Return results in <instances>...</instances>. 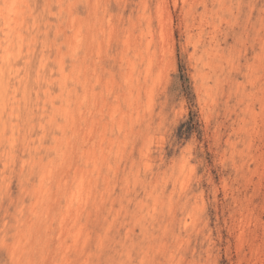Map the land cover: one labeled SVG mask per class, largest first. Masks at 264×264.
<instances>
[{
    "label": "rangeland",
    "instance_id": "1",
    "mask_svg": "<svg viewBox=\"0 0 264 264\" xmlns=\"http://www.w3.org/2000/svg\"><path fill=\"white\" fill-rule=\"evenodd\" d=\"M0 264H264V0H0Z\"/></svg>",
    "mask_w": 264,
    "mask_h": 264
},
{
    "label": "bare ground",
    "instance_id": "2",
    "mask_svg": "<svg viewBox=\"0 0 264 264\" xmlns=\"http://www.w3.org/2000/svg\"><path fill=\"white\" fill-rule=\"evenodd\" d=\"M12 1V0H11ZM15 1V0H14ZM12 4V3H11ZM69 4V3H68ZM68 4H66V5H68ZM72 5V4H71ZM71 5H70V7H71ZM144 5V4H143ZM13 6V5H12ZM68 8V7H67ZM11 9V8H10ZM70 10V9H69ZM11 12V11H10ZM68 15V14H67ZM9 17H11V16H9ZM77 17V16H76ZM3 18V17H2ZM73 18V17H72ZM21 19V18H20ZM67 20V19H66ZM72 20V19H71ZM107 21V20H106ZM9 22V21H8ZM79 23V21L76 23V24H78ZM109 26V25H108ZM60 27V26H59ZM74 28V27H73ZM72 28V29H73ZM75 29H77V28H75ZM86 30V29H85ZM65 31V30H64ZM66 34V33H65ZM79 34V33H78ZM84 34V33H83ZM85 35V34H84ZM7 36V35H6ZM67 36V35H66ZM69 36V35H68ZM86 36V35H85ZM27 38V37H26ZM65 38V37H64ZM73 39V38H72ZM66 43V42H65ZM71 43V42H70ZM68 45V44H67ZM70 49V48H69ZM84 52V51H83ZM83 66V65H82ZM9 68V67H8ZM131 72V71H130ZM63 73V72H62ZM64 76V75H63ZM85 81V80H84ZM149 91V90H148ZM67 114V113H66ZM67 119V118H66ZM119 123V122H118ZM71 125V124H70ZM119 127V126H118ZM62 152V151H61ZM64 154V153H63ZM62 155V154H61ZM68 162V161H67ZM94 167V166H93ZM59 179V178H58ZM78 182H79V180H78ZM82 182V181H81ZM79 184H80V182H79ZM79 185H77V187H78ZM79 188V187H78ZM81 189V188H80ZM79 191V190H78ZM56 201V200H55ZM66 203V202H65ZM66 205V204H65ZM153 207V206H152ZM61 216V215H60ZM65 224V223H64ZM69 224V223H68ZM44 226V225H43ZM74 237V236H73ZM46 245V244H45ZM15 246V245H14ZM66 256V255H65ZM65 258V257H64ZM67 261V260H66ZM65 262V261H64Z\"/></svg>",
    "mask_w": 264,
    "mask_h": 264
}]
</instances>
